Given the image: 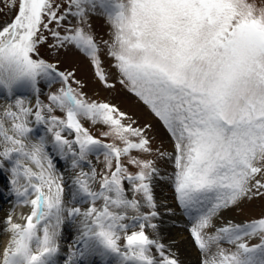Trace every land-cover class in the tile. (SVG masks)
<instances>
[{
  "label": "snow or ice",
  "instance_id": "obj_1",
  "mask_svg": "<svg viewBox=\"0 0 264 264\" xmlns=\"http://www.w3.org/2000/svg\"><path fill=\"white\" fill-rule=\"evenodd\" d=\"M68 9L58 15L54 0H11L16 8L13 18L0 25V88L11 91L17 86L36 89L38 78L60 77L63 86L51 94L48 113L53 107L64 118L42 115L39 101L35 118L47 123L55 147L84 160L90 152L103 151L106 171L99 176V190L93 191L91 174L81 172L74 183V194L91 199L92 206L64 208V188L53 174L51 158L44 151V140L26 145L23 139L31 131L24 119L31 109L16 101L18 111H5L13 121L9 135L0 123V137L5 147L0 156L10 159L13 153L30 161L39 171L22 166L18 159L12 168V184L20 177L25 183L15 188L18 197L31 205V213L14 223L9 217L10 239L0 251V264H56L59 251L57 236L68 217H83L77 244L80 257L99 256L102 261L117 258V264H177L163 253V245L145 234V223L156 213L137 215L139 230L128 234L123 223L127 211L138 212L140 202L126 196L124 181L131 191L143 195L154 208L150 180L156 171L151 161L131 156L135 151L149 152L144 131L124 123L126 115L108 103L89 101L69 85L72 73L57 72L54 65L34 58L44 42L41 29L50 31L59 46L73 44L91 59L95 75L105 86L107 78L100 67L94 37L82 27H58L68 13L85 22L88 10L100 9L113 28L108 54L124 83L163 123L175 140V192L181 207L199 213L191 229L196 246L209 253L204 264H264V217L243 225H228L206 235L212 217L221 209L237 203L252 189H264V9L257 11L247 0H67ZM75 9V11H72ZM55 74V75H53ZM78 83V82H77ZM81 120L102 124V133L112 142L93 137ZM64 130L75 133L72 140ZM119 142V144L117 143ZM78 146V153L74 150ZM139 170L129 173L122 158ZM77 166V159L72 161ZM257 177H260L257 179ZM96 201H102L100 207ZM210 205V206H208ZM206 209V210H205ZM154 227L153 225H148ZM121 233L124 243L121 246ZM258 237L249 246L245 238ZM226 241L235 250H226ZM155 247L157 260L150 254ZM77 253H73L76 255ZM71 260V257L69 258Z\"/></svg>",
  "mask_w": 264,
  "mask_h": 264
},
{
  "label": "rangeland",
  "instance_id": "obj_2",
  "mask_svg": "<svg viewBox=\"0 0 264 264\" xmlns=\"http://www.w3.org/2000/svg\"><path fill=\"white\" fill-rule=\"evenodd\" d=\"M54 2L60 6L57 10L58 15L64 14L68 9L67 0H54ZM10 3L11 0H0V25H4L5 23L9 22L16 12V8L9 6ZM247 3L254 5L257 11L264 9V0H247ZM72 11H75V9H72ZM77 26L82 27L86 32L94 37L98 48L97 56L100 60V67L107 78V84L109 86H105V84L101 82L95 75V68L91 63V59L87 55L77 49L73 44L65 43L63 46H59L56 39L51 35L50 31L41 29V35H43L45 39L42 44L38 45L37 55L34 58L43 59L46 63L54 65L57 72H63L65 74L69 72L72 73V77L69 79V85L77 91L82 92L87 100L96 101L99 103H108L115 106L120 112L125 113V124L131 123L133 127L140 128L144 131L145 138L149 141L150 151L140 152L134 150L131 153V156L135 157L136 159L152 162V166L156 171L153 173L149 182L151 194L153 201L161 202L162 205L159 206L161 207L160 209H158L156 205L154 208H149L143 199V195L133 193L131 191V185H129L127 181H124L126 196L129 199L134 198L140 202V208L138 212L133 210L127 211L128 222H125V224L130 225L127 230L128 234H130L132 231H138L139 223L143 222L146 225L144 231L147 235V231L152 228L148 225H153L157 221L155 215L154 217H150V219L147 221L134 222L132 219L134 216L149 215L153 211L157 214L159 210H164L165 213H167L166 209L171 210L172 214H175L176 218L185 217L184 215L189 212L191 214V218L189 217L188 224L194 226L196 223V218L199 215L198 212L195 210H186L181 207L179 203L178 210H173V206L178 202L175 192V140L163 123L151 112L149 107L145 105L143 101H141L132 91H130L124 83H121L122 76L115 67L116 62L108 54V44L112 42L114 30L106 15H104L100 9L88 10L85 17V22L81 23L79 17L68 13L66 18L61 21L58 27L53 23L50 25V28L60 32L61 35H65L68 34L66 29H72ZM62 86L63 82L58 76H56L55 79L46 77L38 78L36 85L37 90H34L36 96L33 95V97H31L30 100L28 99V101L24 99L26 103H23V106L31 109V113L24 118L26 120L27 127L32 131H30L31 133L28 132V135H25V137L28 138L27 140L29 141L30 145L38 143L41 138L44 140L45 138H49V143L52 144V148L59 152V150L55 147L53 134L48 131L49 125L47 123H38L35 118V112L37 111V101H39L40 105L42 106L41 111L42 115L45 117V121H47L49 116H56L63 119L64 113L59 108L53 107V111L51 113H48L47 110L43 108L44 105L51 104L48 97L51 94L58 92ZM21 98L22 97H20V99ZM12 111H18L16 106ZM11 123H13V121H11ZM81 123L96 139L101 140L103 143L112 142L111 137L106 138L102 135V133L107 131V128L104 125L93 124L88 120H81ZM35 126L39 127L38 132L35 131ZM61 134L69 140L75 138V133L71 132L70 130H64ZM117 143L119 144L118 141ZM74 150L78 153V146H74ZM45 153L47 154V152ZM48 153L50 154L53 152L50 150ZM65 153L67 154L68 158L66 160L67 164H69L67 166L70 168L68 173L71 175V178L75 180L78 174L81 172L88 173L90 175L92 170L95 169L97 178L95 181H90L89 183L93 191L99 190V176L106 171L103 151L100 150L96 152H90L84 160H79L78 157H73V155L68 153L66 149ZM73 159H77V166L75 167H73ZM122 164L131 174H135L139 170L135 165L128 163V157L122 158ZM2 171L4 178L9 180L12 176V171ZM54 173L55 172H53V174ZM259 178L260 177H257V179ZM72 197L74 198L77 196H74L73 194V196H67L65 198L62 197L65 209L67 207H81V203H75V201L71 200ZM101 204L102 201H96L97 207H100ZM82 206L84 209H80L81 212L86 211L90 206H92L91 200ZM261 217H264V189L259 190V193L256 189H252V191L247 196L241 197L237 203L229 205L226 208L219 209L212 217V226L209 229H206L205 233L206 235H215L216 230L219 228L228 226L230 224L243 225ZM75 220H77V218ZM191 225L189 228L185 229V232L182 233H184V236L188 238L189 245L196 247L194 238L191 235ZM120 235L121 240L119 243L123 245L124 233H121ZM245 242L249 246H252L259 243V238L253 237L249 239L246 237ZM157 243L160 244V242ZM220 247L226 250H235L234 246L228 244L226 241H222L220 243ZM152 249L153 248H150V254L159 260L160 253L156 250L153 251ZM163 253L164 255L170 257L167 250H163ZM95 262H98L99 264H106V262L102 261L99 256H94V263L92 264H97Z\"/></svg>",
  "mask_w": 264,
  "mask_h": 264
},
{
  "label": "bare ground",
  "instance_id": "obj_3",
  "mask_svg": "<svg viewBox=\"0 0 264 264\" xmlns=\"http://www.w3.org/2000/svg\"><path fill=\"white\" fill-rule=\"evenodd\" d=\"M33 93V89L28 86H17L11 91L0 88V123H3L4 129L7 130L9 135L15 134L11 131L12 120L5 116V111L14 110L17 100H21L23 103H26L24 99L27 101L28 99L30 100V98L33 97ZM20 97L22 98L20 99ZM35 127V131L38 132L39 127ZM20 139H23L24 143L30 146V143L27 140L28 138L24 136L20 137ZM45 140L44 151L47 152L48 155V152L52 150L53 153H50L49 157L52 160L53 172H55V176L61 179L60 182L64 188L62 197L65 198L67 196H73V194L77 192L78 186L74 183L75 180L72 179L71 175L68 173L70 168L67 166L69 165L66 160L68 159L67 154L64 153L62 155L60 152H57V150L55 151L54 148H52V144L49 143V138H45ZM4 147L5 144L3 138L0 137V151H3ZM18 159L21 161L22 166L31 167L33 171H39L30 161L20 157L16 153H13L10 159H5L0 156V251L6 247L8 240L10 239V233L7 231V220L11 217L14 223H25L21 217H26L31 213V205L25 204L23 201L24 199L30 200L34 198V195L31 194L26 198L18 197L16 194L15 188L25 183L23 177H20L19 183L16 186L12 184L13 175L11 171ZM2 170L11 172L12 176L9 180L4 178ZM76 196L77 197L74 198L72 197L71 200L75 201V203H81L80 209L83 210L84 207L82 205L90 202L91 199L83 194ZM153 203L156 207H158V209L161 208L159 207L162 205L161 202L153 201ZM66 209H68V207ZM173 210H178V206L174 205ZM166 211L168 214L165 213L164 210H159V212L156 211L157 221L153 224L154 227L147 231V236L156 242H160V244L163 245V250H167L169 252V256L172 259H175L178 264H204L206 256L215 252V245L212 246L210 252L207 254L202 252L197 246L193 247L189 245L188 238L184 236V233L182 232H185V229L189 228L191 225L188 224L190 213L185 217L176 218L175 214H172L171 210L166 209ZM63 217V223L60 225L59 235L57 236L59 251L54 257L56 264H92L94 256L86 255L84 257H80L78 254V250L82 247V245H79L76 242L79 238L78 236L81 234V221L83 217L76 216L70 218L66 215V211L63 213ZM76 218L77 220H75ZM125 222H128V220L126 219L123 221V223ZM191 226L193 227V225ZM152 248L153 251L156 250L154 246ZM72 249H75L74 253H77L76 255H73ZM70 257L71 260L69 259ZM95 263L99 264L98 262ZM107 263L117 264V258L114 256L110 257V260L107 261Z\"/></svg>",
  "mask_w": 264,
  "mask_h": 264
}]
</instances>
